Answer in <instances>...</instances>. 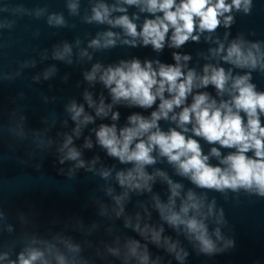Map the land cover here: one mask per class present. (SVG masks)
Returning <instances> with one entry per match:
<instances>
[{"label":"clouds","instance_id":"9594fccd","mask_svg":"<svg viewBox=\"0 0 264 264\" xmlns=\"http://www.w3.org/2000/svg\"><path fill=\"white\" fill-rule=\"evenodd\" d=\"M137 0H127V3L133 4ZM242 0H232V5L225 3V0H181V3L176 6L175 0H147L148 10L155 12L160 10L164 13V18L161 20L145 22L142 35L144 44L151 43L156 49L162 48V42L165 39V34L168 32L169 25L175 31L173 34V42L176 46L185 43L194 30V17H199V27L201 30H214L220 21L218 16L223 12L230 11L232 6L239 8ZM249 0H244L245 5ZM175 6V11L173 7ZM247 10V8H245ZM107 9H105V12ZM95 19L102 20L103 17L99 11H96ZM231 20V17L226 18V23ZM167 21L168 23H165ZM116 23L123 25L128 33L136 36V26L132 24L128 18L121 17ZM109 36L112 33H108ZM192 39L198 37L192 36ZM93 43H97L93 41ZM108 44L114 43L107 41ZM235 55L234 63L247 62L249 59L255 64V59L252 53L249 52L247 57L243 55L238 45L233 44L228 50V55L225 59H232ZM177 60L179 56L175 57ZM188 59V57H184ZM207 71V69H205ZM157 73L152 71L151 64H147V70L142 69L138 61H134L127 71L121 68L115 70L109 69L102 79L106 84L111 85L115 83V88L112 89L116 98H131L141 106H151L156 95L161 97L160 112H153V119L145 121L140 117L133 116L131 121L138 123L136 129H125L122 132L123 142L122 147H118L121 141L117 140L114 129L102 128L98 133L101 143L109 149V154L118 156L122 161L125 159L131 161L135 160L142 163H152V158L149 156L152 145H158L161 152L169 157L171 161L179 162L180 168L184 173L192 172V179L204 187H231L237 186L252 187L253 184L259 189L260 194L264 195V128L260 127V121L256 117V109L259 107L264 111V94L257 95L252 86L241 87L247 77H242L236 80L234 87L239 88V96L234 99L235 107L243 109L248 113V129L247 131L242 125L241 117L233 113L232 108L228 104H221L220 108H215V102L206 103V95H198L195 97V102L190 108H184L179 114L181 125L189 123L191 114L195 115L196 124L193 131L196 136H203L209 143L219 142L225 147L238 146V153L229 155L224 163L230 165L231 173L222 172L219 167L212 168L208 166L205 161L206 156L202 157L201 149L196 140L191 138L185 139L180 132L172 130L170 134L166 135L159 130L149 137V145L146 146L144 142L136 145V150L129 152V144L133 137L138 136L142 132L156 126V121L163 115L167 117L168 111H171L173 106H179L190 91L193 82V73L189 72L185 81L177 83L178 78L182 73L178 67L161 66L159 76L162 78L159 81V88L156 95H153L151 89L157 84ZM89 79L93 76L89 75ZM227 76L223 69L214 70L211 77L205 76L202 84L207 85L210 81L217 89L223 91ZM165 83L168 84V91L175 92L176 95L171 100H164L162 93L165 90ZM221 108L226 109V113L222 114ZM82 109L76 111V115L80 114ZM100 111H103L101 108ZM176 117H173L175 119ZM88 119V118H86ZM116 119V115L113 116ZM187 131V129H185ZM250 149L255 150L257 159H250L246 157L245 153ZM212 153L219 155L216 148L212 149ZM78 153L74 150L69 152L68 158L76 159ZM181 157H185L181 160ZM63 162V161H61ZM82 164V162H81ZM123 182V181H122ZM183 211L187 212V208ZM179 219L178 216L171 218L172 222ZM188 228L191 231L199 232L197 239L201 241L203 250H211L212 243L206 238V229L202 223H197L195 220L187 222ZM38 253H32L29 258L25 259L23 255L20 256V264H32L38 257ZM146 259V257H145Z\"/></svg>","mask_w":264,"mask_h":264}]
</instances>
